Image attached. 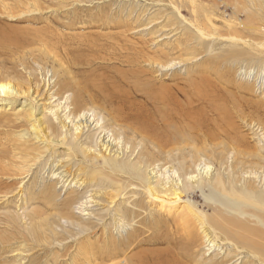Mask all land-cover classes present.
<instances>
[{
  "label": "bare ground",
  "instance_id": "bare-ground-1",
  "mask_svg": "<svg viewBox=\"0 0 264 264\" xmlns=\"http://www.w3.org/2000/svg\"><path fill=\"white\" fill-rule=\"evenodd\" d=\"M92 1L93 0H87L83 2L91 4ZM119 2L117 3L118 12H115L114 15L112 14L113 16H108V18L101 19L98 17V20L94 19V23L91 21L94 24L93 28L106 32V34H102V36H105L110 40V42L108 43L109 45L105 47L106 55H102L101 57L95 56L90 64L93 65L96 63L93 66L96 70H99V72L102 69L101 72L109 71L115 75L114 77L108 78L109 80L108 87L106 86L107 88L104 86L106 83L102 85L98 84L97 87L101 93L105 94V96L109 98V100L111 99L115 101V103L120 108L122 106L121 110H123V112L121 116L124 119L125 117L127 118V115H132L136 123H130L129 125L131 128L128 126H123L124 122L118 116V114L112 111H106V103L109 101L102 103L101 99V101H98L99 99H95V95L89 96V100L87 101L89 104H87L86 101H83L76 91H65L61 95H59L57 92L51 91V93L47 95L48 104L51 106L47 108L48 116L46 115V130L52 131V133L55 135V138H61L59 139L61 140V144L69 146L71 155L69 162L60 160V163L54 164V166H52V169L48 174L54 183L60 185V188L65 190L72 189V191L68 197L65 196V199L62 201V203L59 201L61 203V208L57 213L58 225L54 226L55 224L53 225V223H44L40 221V224H38L40 226H45L43 229L38 231V234L45 236L44 241L49 239V245L47 244L49 249L50 247L52 248L55 246H59L64 249V244H62V241L66 238H68L66 240L72 239L74 242L81 236L93 234L92 232L96 231L98 228H104L102 233L107 234V239L101 243L102 245L98 249V246L95 245V243L92 245L95 247V250H97L95 255L92 257L93 259L88 261L90 264H242L244 257L240 256L239 248L234 247L235 254L232 255L230 259L226 252H231V246L226 245L227 242L222 243L219 241L218 238L214 236V234L216 235L214 229H212L213 234L210 235L202 224H200L202 226L200 227L199 232L202 235L203 243L200 239L199 240L204 245L201 247V251H199L198 254L193 251V253H191L193 258L190 256V254L189 256H183L182 254H179V252L175 253L170 248V237L175 232V230L174 232L171 231V225L167 224L168 219L159 214L155 215L153 211L149 210V205L147 203V205H144L146 199H151L152 201H165L164 198L158 196L163 194L172 195L176 199L180 200V194L191 185H195L198 189L204 184L208 185L210 188H213L209 185L215 184V187L219 186L222 191H225L226 194L222 196V201L225 203H221L223 205L225 204L227 207L229 206L230 209L235 210L237 216H245V220H237L236 226L234 224L233 227H240L244 232L250 234L251 238L252 236L259 238L258 241H260V243L254 238H252L254 240L252 243L250 242L252 239L249 236L245 237L243 234L244 241L242 240V245L246 248L244 250L247 251H244V253L250 257H255V259L256 255L261 254V263L264 264V101L255 105L252 104V101L248 98L245 101V104L248 106L245 110H243L241 108L240 102H243L244 104V100L237 99L236 101L234 98L235 94L233 95L232 93L226 92L227 97H229V100L231 99L233 101L235 107L233 110L234 112L231 113L224 109V100L217 98L216 95L203 94L201 96L197 95L198 97L195 95L193 100H195V102L198 104H205V109L207 108V111L211 113L210 115L212 117L215 116L216 119H209L210 117H208L207 119L209 120L206 121V119L202 118L203 116L200 117V111L196 110L197 108L194 109L195 104L193 106L192 98L186 94V92L181 87L176 86V92H174L173 86L175 84L172 86L171 83L169 84L165 81H171L172 77H174L173 74H170V77L167 79L165 72H172V70L175 69L180 71L182 74L184 73L186 76L192 75L188 72L190 69L188 68V65H191L192 67L194 65L196 66V60L199 64V59L196 58L199 54L196 52L197 54L193 55V51L195 50L193 45L196 44L195 42L203 43V39H208L209 42H212V44L216 42V39L210 32L211 30H208L209 28L204 32L203 29L198 26L199 24L197 15L194 13L192 7L193 4H195V1L190 0L191 8L186 7L190 9V12L186 13V16H192V22L186 18L184 10L181 11V9L185 8V4L181 3L180 0L178 2H176V0H120ZM110 3L112 2H109L107 5ZM99 4H101L102 7L105 6L104 3L103 5L102 3ZM43 9V4L36 0H0V78L2 80L12 79L13 81L15 79H20L24 83L25 90H28V86L27 81H25L26 77H23V72L29 76L33 73L31 72L32 67L30 65L33 64L34 66L38 67V60L35 61L33 52L36 50L35 52L40 53L41 48L43 47L40 46V43L44 42L45 40H40L41 34L40 37H35L38 35H31L29 31L30 27H16L12 25L11 22H7V20H15V17H22L20 21H23L24 24L39 23L37 19H35V16L31 14H38ZM242 11L244 12L245 9ZM100 15H102V13ZM245 19L247 21L246 23L249 24L246 25V23H244V28L252 30V32L256 31V29L253 27V25H255L254 16H251V14H245ZM68 27L71 26H65V28ZM38 29L31 31L40 33V29ZM48 31H50V29ZM218 34L220 35V33ZM96 35V38L101 36H99V34ZM45 36H47V34ZM174 37L177 39L175 41H171L172 39H175ZM249 39L251 38L249 37ZM82 40H84L83 37ZM228 40L234 44H237V41H241V39H237L236 36H231L228 38ZM96 41V39L94 42L92 41L93 46L90 47H96L95 51L98 53L101 51V44H95ZM242 42L244 43V41H241V43ZM67 44L70 46V43ZM74 44L72 43L71 47H73ZM234 44L232 45L233 47ZM34 45L36 47L32 48ZM149 46L153 47L155 50L149 49ZM200 47H202V45H200ZM230 47L231 46H229V48ZM46 48L47 47H45V50ZM211 48L212 47H210L209 50L206 49L209 55L212 52ZM93 49L94 48H92V50ZM178 50L190 51L188 53L189 58H184L182 56L183 54L175 55L174 53L178 52ZM238 51L239 50H237L235 53ZM93 53L95 52L93 51ZM201 53H203L202 50ZM227 54L233 55L231 53ZM66 55L67 54H65V56ZM86 55L87 54H85V56ZM36 56L37 58L39 57L38 54ZM68 56L70 59L74 58L73 60H75V64H79L78 58H76L75 54ZM68 56L66 57L69 59ZM53 57L55 60H57L59 55H53ZM236 57L239 56L236 55ZM57 61L59 62V60ZM238 61L240 60L238 59ZM45 62H47V60ZM80 62L82 61L80 60ZM251 63L256 65L259 71H257L255 68L252 69L256 70V72H254V70L248 72L249 69L240 71L237 75L240 81L238 88L247 90V92L251 91V88L248 87V83L249 80L253 79V76L256 74L255 80H259L256 87L259 86L258 88L261 92L264 90L261 89V85H264V55L259 56L255 62H252L251 60ZM141 64L144 65L140 66ZM28 68H30V70ZM18 69L21 70L18 72ZM232 70L233 69L230 71ZM198 71L200 72H197V74L193 73V79L195 81L198 80V83H196L194 80L186 79L183 80L185 85L195 89L205 83L210 87L212 80L208 79L207 77L208 68H205L204 70L200 69ZM37 73L39 74V71ZM48 74L49 73L47 71H44L43 74H40L43 79L42 81H44L42 83L46 89H48L50 86L51 88L54 87V81L51 79L52 74ZM105 75H93V77L94 80L100 78H104L106 80L107 77ZM254 83L256 82L254 81ZM231 84L233 85V83ZM13 85L18 91H21L19 86L9 82L8 84H0V92L4 95H8L9 90H13ZM218 87H214L215 91H218ZM35 89L36 88H34V90ZM180 95L184 99L183 101L179 98ZM252 95L254 94L252 93ZM239 97L240 96H237V98ZM104 101H106V99H104ZM100 103L103 106H101ZM82 104L83 106L89 108H85L83 111H81L82 108L79 109L78 107ZM238 104L240 106H238ZM96 109H101L103 113ZM110 109H112L111 106ZM125 109H127L129 112H125ZM204 113L206 118V111ZM104 114L111 116L108 120L114 125L113 128H110V125L112 124L108 126ZM19 118L20 119H10V117L7 116L0 117V128L11 131L20 130L18 131L19 134L16 136L18 138H13L14 140H10L9 143H6V145L10 148V151L12 150L21 156L25 155L28 157L30 154L26 143L29 142L28 138H30V135L28 130H30V128L28 130H24L23 126L25 125V122L22 121L21 117ZM236 119L237 121H240L241 124H244V127H247V129L251 131L256 141L254 146H250L246 139V135L243 133L241 134V128L239 129V127L236 125ZM178 121L182 124L183 130H185V136L187 135L188 137H192V135L189 133L192 131V129L194 130L192 131L194 134V141L200 142L201 140H204V142L209 143L210 147L222 145L223 149L226 151L225 154H227L224 163L222 162L223 165L221 164V171H223L226 175L224 180H222V178L219 176V173H214V168L212 164L209 163V159L206 158L204 154L199 152H197L196 155L197 159L193 163H190V165L186 164L185 160H182L178 163H173V160H171L168 155L162 160L158 158L155 160L151 159V154L145 149L147 148L146 145H151L153 148L155 147L159 152H162V154H169L172 152L169 149H165L161 144H159V142L164 141L170 136L171 133L173 134L174 132H178L179 135L181 134L179 131V126L177 127L176 125ZM27 122L28 119L26 120V123ZM157 124L161 127L159 131L157 130ZM194 127L197 129L200 127L201 129L197 131ZM202 127H204L205 130ZM126 129L132 131L134 137H139L138 140L134 139L132 141H128L125 137V134H127L125 131ZM119 130L120 132H118ZM170 131L172 132L170 133ZM49 133L50 132H48V134ZM182 138L183 140L185 139L183 136ZM182 138H180V140H182ZM127 141L132 143L135 147L128 146L129 143H127ZM23 142L25 143L22 144ZM53 142L55 141L53 140ZM171 143L169 141V144ZM2 145L3 143H0V148ZM124 145L127 146L123 148ZM137 149L139 150L137 151ZM43 155L46 154L40 153V158H38V160L42 159L41 161L46 165L48 164L47 161L49 158L47 157V160H45L47 155L45 158H43ZM239 156L244 157V162H239L241 167L236 166L237 163L236 165H232L233 161L236 159L235 157L238 158ZM79 157L80 159H78ZM122 158L124 159L118 161ZM53 159V162L57 160L56 158ZM98 161H102L105 167H109V169L115 173V175L110 176L111 179L106 177L108 180H103L101 176H97L98 172L92 168L96 167L95 165L98 163ZM85 162L90 163L93 167L90 166V169L88 167V170L85 169ZM62 164H65L67 167L65 166V168H63V166H61ZM226 185L229 186L230 191H226ZM234 187L235 189L237 188V191L233 190ZM213 190L214 189H210V191ZM50 194H52V192ZM55 195L54 197L53 195H48V205H52V202L55 203L54 198L57 197L58 193L56 196ZM57 202L58 201L56 200V203ZM186 203L188 205L189 202ZM216 211L218 212V210ZM196 214L198 213L196 212ZM23 215L21 214V216L24 217L22 219L23 221H25L28 217L31 218V215L29 216L28 213L26 216ZM202 217H204V215H202ZM232 218L233 217H231V219ZM250 218L254 220L255 225L253 220H250ZM32 224L33 222L31 221L29 225L31 226ZM26 226L27 225L25 224V227L22 228L25 231L28 229V226ZM194 226L197 225L195 224ZM224 226H226L225 223L222 227ZM221 230L225 231V228H222ZM216 231L218 232V230ZM198 234L199 233H196L195 231L188 234V242H186V246L188 245V248L191 250L194 248V246L197 247L196 238L198 239ZM233 234L234 233H228L226 236ZM239 236L242 238L241 235L236 237L239 238ZM32 238L35 241V238L37 237L33 236ZM67 243L69 244L70 242ZM257 243H259V245ZM85 245L79 247L84 248ZM47 246L45 247L47 248ZM149 247L156 248L150 249ZM181 247L182 245L179 246L178 249L181 250ZM82 258L85 261V258ZM243 264H245V262H243Z\"/></svg>",
  "mask_w": 264,
  "mask_h": 264
},
{
  "label": "rangeland",
  "instance_id": "rangeland-1",
  "mask_svg": "<svg viewBox=\"0 0 264 264\" xmlns=\"http://www.w3.org/2000/svg\"><path fill=\"white\" fill-rule=\"evenodd\" d=\"M36 1L43 4V6H44V9L41 10L38 14H35V13L31 14V15L35 16V19H37V21L39 23H35V24L26 23V24H24L23 21H20V19L22 17H15L14 18L15 20H10V19L7 20V22H9V23L11 22V24L16 26V27H19V26H23L24 28L30 27L29 31H30L31 35H33V36L38 35L35 37H40V34H41L40 40L41 41L45 40V41L40 43V46H43L42 47L43 49L41 48L40 53L35 52L36 50L33 52L34 59H35V61L38 60L37 63H38V67L40 69L37 66H34L33 64H31V65L29 64L32 67L31 72H33V73L28 76L27 74H25L23 72V74H24L23 77L24 76L26 77L25 81H27V86H28L29 91L27 89L26 90L24 89V83L20 79H18V80L15 79L16 81L15 80L13 81L12 79L2 80L0 78V84H8L10 82L11 84H16L17 86H19V89L21 90V91H18L13 85L12 89L14 91L9 90L10 94L8 93V95H4L3 93L0 92V117L7 116V117H10V119H15V118L20 119L19 117H21L22 121L25 122V125L23 126L24 130L25 129L28 130L30 128V130H28L29 135H30V138H28L29 142L26 143V146H28L29 154H30L28 157H26L25 155L21 156L20 154L15 153L12 150L10 151V148L6 145V143H9L10 140H14L15 138L16 139L18 138L16 136H17V134H19L18 131H20V130L11 131V130H6L4 128H0V143H3V145L0 148V170H1L0 171V173H1L0 174V264H90V263H88V261L93 259L92 257L95 255L96 250L99 247H101V245H102L101 243L107 239V234L102 233V230H104V228L103 229L98 228L96 231L92 232L93 234H89L87 236L86 235L81 236L80 238L76 239L74 242L72 239L66 240V239H68V238H66L65 240L67 242H70V243L68 244L65 240H63L64 242L62 241V244H64L63 245L64 249L59 247V246H55L52 248L50 247V249H49V246H47V244L49 243V239L44 241L45 236L38 234V231L43 229V227L45 226V225L40 226L39 225L40 221L44 222V223H53V225L55 224L54 226L58 225V222H57V215L58 214L57 213L60 211L59 210L61 208L60 204L65 199V196L68 197L72 191V189L65 190L63 188H60V185L57 183H54L51 180L50 175L48 174L49 171H51L52 166H54V164H58L64 160H65L64 162H67V161L69 162V160L71 159V155H70L69 146L65 145V144L64 145L61 144V140H59L61 138H58V137L55 138L54 137L55 135L52 133V131L46 130L47 129L46 115L48 113L47 108H49L51 106L48 104L47 95H49L51 93V91L57 92L59 95H61L65 91H68V92L76 91V93H78L80 98L83 101H86L87 104H89L87 102L89 100V96L95 95L96 96L95 99H97V100L99 99L98 101L102 100V103L103 102L106 103L107 101H109L106 103V111H112V112L118 114V116L124 122L123 126H126V127L128 126L129 128H131L129 124L130 123H136L134 121V117L132 115H127L128 119L126 117L124 119L121 116L122 112H123V110H121L122 106L120 108L115 103V101H113L111 99L109 100V98L106 97L105 94L101 93V91L97 87L98 84L102 85L104 83H106L104 86L108 87V80H109L108 78L114 77L115 75L110 73L109 71L108 72L107 71L101 72L102 69L99 72V70H96L95 67L93 66L96 63H94L93 65L90 64L93 61L95 56L101 57L102 55H106L105 47H107L109 45L108 43L110 42L109 39H107L105 36H102V34L105 35L106 32H103L101 30L93 28L94 19L98 20V17H99V19H101V18H108V16L109 17L113 16L115 12H118L117 3L120 0H99V1L93 0L92 1L93 4L83 2V1H87V0H43V1L42 0H36ZM140 1H143V0H140ZM178 1L179 0H176V2H178ZM180 1H181V3L185 4V8L181 9V11L184 10L185 16H186V13L190 12V9L186 8V7L191 8L190 0H180ZM194 1H195V4H193L192 7H193L194 13L197 15L198 24H199L198 26L200 28H202L204 32L209 28L208 30H211L210 32H211L212 36L216 39V42L212 44V42H209L208 39H203V41H204L203 43H201V42H195L196 44L193 43V44H195V45H193V47L195 49L193 51V55L198 53L200 56L198 55V57H196L199 59V64L196 60V63H195L196 66L194 65L192 67L191 65H188V68H190L188 70V72L192 75L186 76L184 73L182 74L180 71H177V69H175V70H172V72H170V71H168L167 73L165 72V76H167L166 77L167 79L170 77V74H173V76H174V77H172L171 81H167V80H165V81L169 84L171 83L172 86H173V84H175L174 85L175 87L173 86L174 92H176V86L181 87L186 92V94H188L192 98V100L195 98V95L196 96L197 95L201 96L203 94H205V95H211V94L216 95L217 98L224 100V105H225L224 109L227 110L228 112H231V113L234 112L233 110L235 107H234L233 101L231 99L229 100V97H227L226 92L232 93L233 95L235 94L234 98L236 99V101H237V99L238 100H244V104H243V102H240L241 108L243 110H245L246 107L248 106L247 104H245V101L248 98L252 101L251 102L252 104H255V105L260 104L261 102L264 101V98H263L264 97V90L261 91L262 92L261 93L260 89L258 88L259 86L256 87L257 82L259 81V80H255L256 74L253 76V79H251L252 81L249 80V83H248L249 86L248 87L251 88L250 89L251 91H248L249 93L247 92V90H244L242 88H238L240 81H239L237 75L239 74L240 71L246 70V69H249L248 72H250L251 70H254L252 68H255V69H257V71H259L258 68L256 67V65H253L251 63V60H252V62H255L259 56L264 55V0H206V1L205 0H203V1L202 0H194ZM109 2H112L109 4L110 6L107 5ZM114 2H116V3H114ZM99 3H102V5L104 3L105 6L106 5L107 6L102 7L101 4H99ZM96 7H97V9H96ZM237 7H239V8L241 7V8L239 9ZM113 8H114V10H113ZM242 8L245 9L244 12L246 15L251 14V16L252 15L254 16V18H255L254 24L255 25H253V27L256 29V31L252 32V30H248V29L244 28L243 24L246 23L247 21L245 19V14L242 11L243 10ZM115 9H116V11H115ZM109 10H111V11H109ZM239 10L242 12H240ZM101 13H102V15H100ZM99 15L102 17H100ZM186 18L189 19L190 22H192V16H190V17L186 16ZM28 19H31V18H28ZM248 24L249 23H246V25H248ZM68 25L71 27L65 28V26H68ZM226 26H228V27H226ZM36 28L40 29V33H35V32L31 31L34 29L37 30ZM49 29H50V31H48ZM224 30H225V32H224ZM227 31H229L230 33ZM218 33H220V35ZM222 33H224V34H222ZM44 34L45 35L47 34V36H45ZM96 34H99V36L100 35L101 36L96 38L97 37ZM241 34H242V36H241ZM225 35H226V37H225ZM91 36H93V37H91ZM219 36H221L223 38H221ZM231 36H236L237 39H239V40L241 39V41H244V43L243 42L241 43V41H237V44H234L233 42L228 40V38H230ZM42 37H44V38H42ZM82 37L84 40H82ZM249 37L251 39H249ZM60 38H61V41H60ZM66 38H69V39H66ZM95 39L97 40L95 44H101L100 45L101 51L98 53L95 51L96 47H90V46H93V42ZM176 39L177 38L172 39L171 41H175ZM69 40H70V42H69ZM53 43H55V44H53ZM67 43H70V46H68L69 44H67ZM72 43L73 44L75 43L73 45V47H71ZM228 44H230V45H228ZM233 44H234V47L232 46ZM200 45H202V47H200ZM225 45H226V47H225ZM63 46H65V47H63ZM195 46H196V48H195ZM229 46H231V47L229 48ZM244 46H245V48H244ZM33 47L35 48L36 46L34 45V46H32V48ZM37 47H38V45H37ZM45 47H47L46 50H45ZM210 47H212L211 48L212 52L209 55L207 53L206 49L209 50ZM213 47H214V49H213ZM232 47H233V49H232ZM73 48H75V49H73ZM82 48H83V50H82ZM90 48H91V50H92V48H94V49L91 51ZM148 48L151 50H155V49H153V47H150V46ZM78 49H79V51H78ZM86 49L88 52L86 51ZM201 50L203 51V53H201ZM231 50H233L234 52ZM237 50H239L237 52L238 54L235 53ZM65 51H67L69 54ZM93 51L95 53H93ZM249 51L250 52L252 51V52L250 53ZM178 52H175L174 54L175 55H182L183 54L182 56L184 58H189L188 53L190 51L178 50ZM214 52L216 55L214 54ZM227 53H231L233 55H230V54L228 55ZM37 54L39 56L38 57L39 59L36 56ZM40 54H42V55H40ZM65 54H67L66 56H68V55L71 56L72 54H75L76 58H78L79 64L78 65L75 64V60H73L74 58L70 59V57L68 56L69 57V59H68L65 56ZM85 54H87V55L90 54V55H88V56L86 55L87 56L86 57ZM204 54L206 55V57ZM53 55H59V57H57L58 58L57 60H59V62L54 59ZM80 55H82V56H80ZM236 55L239 57H236ZM89 56H92V57H89ZM225 56H227V57H225ZM190 57H191V55H190ZM200 57H201V59H200ZM60 58H62V59H60ZM240 58H242V59H240ZM43 59L45 61L47 60V62H45ZM50 59H51V61H50ZM227 59H228V61H227ZM238 59L240 61H238ZM80 60L82 62H80ZM224 60L226 61V63ZM65 62H66V64H65ZM85 65H86V67H85ZM142 65H144V64H141L140 66H142ZM52 66H53V68H52ZM250 66H251V68H250ZM41 67H42V70H41ZM68 67H70V68H68ZM79 67H81V68H79ZM205 68H208V73H207L208 79L212 80L210 87L207 86V84H205V83L202 84V86H199L195 89L193 87H189V86L185 85L183 80H186V79L194 80L193 79V73L197 74V72H200L198 70H200V69L204 70ZM28 69L30 70V68H28ZM224 69H225L226 73H228V74L225 73ZM231 69H233L232 71H235V72L230 71ZM20 70L18 69L17 71L19 72ZM37 70L39 71V74L37 73L38 72ZM44 71L45 72L47 71L49 73L48 75L52 74L51 79H52V81H54V87L53 88H51V86L48 89H46L44 87V84L42 83L44 81H42L43 79L40 75V74H43ZM57 71L59 72V74ZM93 71H94V73H93ZM254 72H256V70H254ZM89 74H90V76H89ZM100 74H104V75L106 74L105 76L107 77V79H106L107 81L104 78H102L103 80L101 78L94 80L93 75L96 76V75H100ZM232 74H234V75H232ZM181 75H183V76H181ZM211 78H213V79H211ZM254 81L256 83H254ZM195 82L198 83V80H196ZM231 83H233L234 86ZM34 84H35V86H34ZM217 84L219 87L217 86ZM20 86H21V88H20ZM223 86H224V90H223ZM214 87H218L219 88L218 91H215ZM255 87H256V89H255ZM34 88H36V89L34 90ZM261 89H264V85H261ZM27 92H29V93H27ZM90 92H91V94H90ZM252 93L254 95H252ZM102 94H103V96H102ZM100 95L104 99H106V101H104V99ZM181 95H183V94H181ZM181 95L179 98L182 99V101H183L184 99L181 97ZM237 96H240V97L237 98ZM194 104H195L194 109L197 108L196 110L200 111V114H199L200 117L203 116L202 118L206 119V121L209 119H216L215 116L212 117L210 115L211 113L209 111H207V108L205 109V107H206L205 104H198L195 102V100H193V106H194ZM240 105L238 104V106H240ZM101 106H103V105L101 104ZM110 106L112 107V109H110ZM229 106H230V108H229ZM252 106H254V105H252ZM78 108L79 109L82 108L81 111H83V109L89 108V107H85L82 104ZM96 110L101 111L103 113V111L101 109H96ZM205 111L207 113L206 118H205V113H204ZM125 112H129V111L127 109H125ZM104 116L106 117V121L108 123V126L110 124H112L111 121L108 120V119H110L111 116H107V114L106 115L104 114ZM208 117H210V118L207 119ZM27 119H28V122L26 123ZM179 121L177 122L176 125H177V127L179 126V131L181 132V134L179 135L178 132H174L172 134L171 133L172 131H170V133H171L170 136L167 137L164 141L159 142V144H161L165 149H167V150L169 149L172 152L169 154H166V153L162 154V152H159L155 147L153 148L151 145L150 146L146 145L147 148H145V149L151 154L150 155L151 159L155 160L158 158V159L162 160L165 156L168 155V157H170V159L173 160V163H178L182 160H185L186 164L190 165V163H193L197 159L196 155H197V152H199L201 154H204L206 156V158L209 159V163L212 164V166L214 168V173L215 172L219 173V176L222 178V180H224L226 178V175L223 171H221V167H222V165L226 159L225 157L227 154H225L226 151L223 149L222 145L210 147L209 143L204 142V140H201L200 142L194 141V139H193L194 134L192 133V131H194L193 129L189 133L190 135H192V137H188L187 135L185 136V134H186L185 130H183L182 124ZM236 125L239 127V129L241 128V134L243 133L244 135H246V139L248 141V144L250 146H252V145L254 146L256 144V141H255V138L253 137L251 131H249L247 129V127H244L245 125L241 124V122L237 121V119H236ZM110 126H111L110 128H113L114 125L112 124ZM157 127H158L157 130L159 131L161 129L160 125L157 124ZM194 128L197 131H199L201 129L200 127L198 129L196 127H194ZM202 128L205 130L204 127H202ZM125 131L127 133V134H125V137L128 141H132L134 139L138 140L139 137H137V136L134 137V135L132 134V131H129L127 129ZM48 132H50V133L48 134ZM118 132H120V130ZM249 135H250V137H249ZM182 136L185 137L184 140H183ZM179 137L182 138V140H180ZM191 138H192V141H191ZM53 140L55 142H53ZM179 140H180V143H179ZM251 140H252V142H251ZM128 141H127V143H129ZM169 141H170V143L172 141V143L169 144ZM24 143L25 142H23L22 144H24ZM175 144H176V147H175ZM125 146H127V145H124L123 148ZM128 146L135 147L132 143H129ZM138 150L139 149H137V151ZM142 150H143V148H142ZM40 153H44L47 155V156L43 155V158H45V156H46L45 160H47V157L49 158L47 161L48 164H46V165L43 164V162L41 161L42 159L38 160V158H40V156H39ZM154 155L157 157H155ZM160 155H161V157H160ZM57 156H58V158H57ZM51 157H52V159H51ZM61 157L63 160L61 159ZM53 158H56L57 160H55L53 162V160H54ZM235 158L236 159H235V161H233L232 165H236V163H237L236 166L241 167L239 162H244L243 161L244 157L239 156L238 158L237 157H235ZM78 159H80V157ZM123 159L124 158H122L118 161H121ZM218 160H219V162H218ZM61 166H63V168H65L66 165L62 164ZM85 166H86L85 169H87V167L90 169V166L93 167L90 163H87V162H85ZM95 166L96 167H93L92 169L93 170L95 169L98 172L97 176L98 177L101 176V178H103V180H105L107 178L111 179L110 176L115 175V173H113L109 169V167H107V166L105 167V165L102 163V161H98V163ZM40 167H41V169H40ZM99 168H101V169H99ZM49 179L51 180V182ZM209 186H211L213 188H210V187H208V185L204 184L201 186V188L197 189V187L195 185H191L190 187H187V189L180 194V200L176 199L172 195H164L163 194V195H158V196L161 198H164L165 201H155V200L152 201L151 199H146L144 202V205L148 204L149 210L153 211V213L155 215L159 214V215H162L168 219L167 224L171 225L170 226L171 231L174 232V230H175V232L172 234V236L170 235L171 241L169 240L170 241V248L175 253L179 252V254H182L183 256H189V254H190L191 257H192L191 253H193V251H195L198 254L199 251H201V247H203V245H204V244H202L203 243L202 235L199 232L200 227L203 225L205 227V229L209 232L210 235L213 234L212 229H214V232L216 233V235L214 234V236L216 238H218V240L221 241L222 243L227 242L226 245L231 246V252L230 253L226 252V254L229 256L230 259H231V256L235 254L234 247L235 248L238 247L240 250L239 251L240 256L244 257L243 262H245V264H262L261 263V259H262L261 254H258L260 256L256 255V259H255V257H253V256L250 257L249 255H246V253H244V251H246L244 249H246V248L242 245V243H243L242 240L244 241L243 234L245 235V237H247V236L250 237V234L244 232L240 227H235V226H236V221L237 220H239V221L245 220V216H243V215L241 217L237 216V213H235L236 212L235 210H232V209H230L229 206L227 207L225 204H224L225 205L224 206L221 203V202L225 203L224 201H222V196L226 195L225 191H222L219 186L215 187V184H213V185L210 184ZM55 188H57V189H55ZM226 188H227L226 191H230V188L228 185H226ZM210 189H214V190L210 191ZM233 190L237 191V188L235 189V187H234ZM64 191H66V192H64ZM49 192L50 193L52 192V194H50ZM57 193H58V195H57ZM55 194L57 195V197L54 198L55 203L52 202V205H48L47 201H48L49 196L53 195V197H54ZM56 200L58 201L57 203H56ZM186 202H189L188 205ZM216 210H218V212ZM196 212L198 214H196ZM23 213H24V215H23ZM27 213L29 216L31 215V218L28 217L25 220L26 221L25 222L22 220L24 217H22L21 214L23 216H26ZM200 214H201V217H200ZM216 214H218L221 218ZM202 215H204V217H202ZM35 217H38V218H35ZM231 217H233V218L231 219ZM191 218H193V219H191ZM202 218H205V219H202ZM213 220H215V221H213ZM250 220H253V219L250 218ZM31 221L33 222V224L30 226L29 223ZM176 221H179V222H176ZM27 222H29V223H27ZM54 222H56V223H54ZM174 223H175V226H174ZM224 223L226 226L222 227L224 225ZM253 223H254V220H253ZM25 224L28 226V227L26 226L28 228L27 229L28 231L27 230L25 231L24 229H22L23 227H25ZM195 224L197 226H194ZM200 224H202V225H200ZM231 224H232V226H231ZM234 224H235V226L233 227ZM215 225H216V228H215ZM254 225H255V223H254ZM189 226H190V228H189ZM179 228H181V229H179ZM222 228H225V231L221 230ZM46 229H47V226H46ZM219 229L221 230V232ZM216 230H218V232ZM179 231H181V232H179ZM193 231H195L196 233H199V234H198V239L196 238V246L197 247L194 246V248L191 250L190 248H188L189 247L188 245L186 246V242H188L187 241L188 234L193 233ZM235 231H236V233H235ZM223 232H224V234H223ZM228 233H234L233 234L234 236L233 235L226 236V234H228ZM237 233H239V234H237ZM238 235H241L243 239L240 236H239V238L236 237ZM33 236L37 237V238H35V241L32 238ZM171 238H173V239H171ZM252 238H254L255 240L257 239V241L259 240V238L258 237L256 238V236L255 237L252 236ZM199 239L202 241V243ZM225 240H227V241H225ZM230 241H232V242H230ZM253 241L254 240L252 239L250 242L253 243ZM258 242L260 243V241H258ZM94 243H95V245L98 246L96 250H95V247L92 246ZM259 243H257V244L259 245ZM82 245H85V247L84 248L79 247ZM181 245H182V247L180 248L181 250H179L178 247ZM45 246H47L48 249ZM89 248L91 249L92 252L90 251ZM149 248L153 249L156 247H149ZM86 251L88 253L90 251V253L88 254ZM82 253H84V254H82ZM85 253H86V255H85ZM90 254H92V255H90ZM89 255L91 256V258ZM82 257L85 258V261ZM243 262H242V264H243Z\"/></svg>",
  "mask_w": 264,
  "mask_h": 264
}]
</instances>
